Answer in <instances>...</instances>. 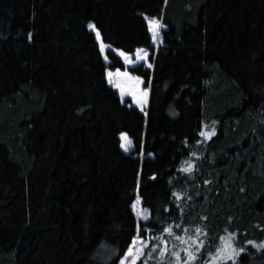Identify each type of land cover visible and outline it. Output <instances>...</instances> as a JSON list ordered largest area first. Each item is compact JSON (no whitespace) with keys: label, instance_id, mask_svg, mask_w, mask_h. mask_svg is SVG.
<instances>
[{"label":"trees","instance_id":"1","mask_svg":"<svg viewBox=\"0 0 264 264\" xmlns=\"http://www.w3.org/2000/svg\"><path fill=\"white\" fill-rule=\"evenodd\" d=\"M89 24L155 54L134 69L146 114ZM229 234L236 264H264V0H0V264H120L137 237L138 264H213Z\"/></svg>","mask_w":264,"mask_h":264},{"label":"rangeland","instance_id":"2","mask_svg":"<svg viewBox=\"0 0 264 264\" xmlns=\"http://www.w3.org/2000/svg\"><path fill=\"white\" fill-rule=\"evenodd\" d=\"M152 21L158 22V25H159V27L156 29L157 36H156L155 41L153 40V32L150 31L151 36H152L153 50L156 51L158 45L161 42V32L164 28V25L161 19L149 18L148 19L149 29H150V23ZM89 25H92V27H89V28L95 34L98 44L100 46L102 56L106 64L109 66V68L106 70V79L109 85L113 87L115 91L118 92L122 100H130L134 106H136L142 113L146 114L148 105H149L151 85L150 83L146 84L145 79L139 76L137 73H135L134 69L140 66H143L148 69H152L153 68V57L155 56V54H153V52L150 49H139L135 53H131V54L115 49L105 44L100 34L99 36H97V33L99 32L97 31L96 27L93 24H89ZM109 51L117 55V57H119V59L122 61L123 63L122 69H117V68L112 69L113 67L110 66L112 61L108 57ZM121 52H123L124 55L128 57L129 60H133L134 63L133 64L127 63L125 58L120 55ZM144 53H147V56L144 59H137L138 56H143ZM149 64L151 65V67H148ZM117 71H119L120 73L119 75H117ZM109 72L112 73L111 77L108 76ZM124 73H127L128 75L125 76ZM110 80L111 82H109ZM145 92L147 93L146 96H144ZM137 100H143L144 102L137 103ZM123 136L126 138L122 139V135H121V144L125 145V147L127 148V151L125 150V148L123 149L129 153L133 150L132 141L126 134H123ZM137 199H139L141 203L136 205V208L134 209L135 215L138 221L145 222L137 214L141 213L142 209L144 212L148 213V211L143 207L141 198L138 196ZM137 239L139 240L140 237H137ZM136 247L137 248L143 247L144 249L145 246H142L139 243H137Z\"/></svg>","mask_w":264,"mask_h":264},{"label":"snow or ice","instance_id":"3","mask_svg":"<svg viewBox=\"0 0 264 264\" xmlns=\"http://www.w3.org/2000/svg\"><path fill=\"white\" fill-rule=\"evenodd\" d=\"M89 27H92V25H89ZM159 27L158 22L156 21H152L150 23V31L153 32V40L155 41L156 36H157V32L156 29ZM97 36H99V33H97ZM30 38V37H29ZM142 51V50H140ZM121 56H123L126 60L127 63L129 64H133L134 61L133 60H129L128 57H126L124 55L123 52L120 53ZM147 56V53H144L143 56H138L137 59H144ZM148 67H151V65L149 64ZM119 71H117V75H119ZM125 76H127V73H124ZM108 76L111 77L112 73L109 72ZM111 82V80L109 81ZM147 93H144V96H146ZM135 98V97H134ZM143 100H137V103H143ZM214 131L211 134H208V138L211 137V135H214ZM201 135H205V133L201 132ZM126 137L123 136L122 134V139H125ZM122 148H125V150L127 151V148L125 147L124 144H121ZM182 171H188V169H183ZM152 179H155V177H152ZM173 195H177L178 194L174 193ZM179 198V197H178ZM140 200L137 199L136 203H134L132 205L133 209L136 208L137 204H140ZM137 215H139L141 217V219L143 221H148L150 219V213L144 212L143 209L141 210V213H138ZM177 227H179V225H177ZM138 231H139V224H138ZM146 230V234H147ZM164 232L168 233L169 235L172 234V230L171 228H164L163 229ZM200 230L197 229V232H199ZM152 239H159V237H152ZM176 239H180V237H176ZM222 241H224V243L221 245L220 248L217 249V255L216 257L213 259V264H228L229 261H231V264H236L237 258L240 256V254L244 251V249H239L237 250L236 248L233 247L231 240H232V236L231 234H229L228 238L226 239L225 237H221L220 238ZM137 243H139L142 246H146L147 242L141 237L139 240L137 238H134L132 240V243L128 246L127 250L123 253L122 257L119 258L120 264H138V261L141 260V256L143 254V247L137 248L136 245ZM164 243L166 244V241H164ZM197 243V247L195 249V252L198 253L200 251V249L203 247V243L202 242H195ZM249 244H253L254 247H257V250L259 251L260 249L264 248V244H261L259 246L255 245L254 242L249 241ZM158 246L153 245V251L156 250ZM185 252L186 255V259L183 260V264H193V262L196 259V254L189 250V249H184L183 250ZM167 253V248H163L161 249V255H165ZM173 256H175L177 261L181 260V256L179 252H174L172 253ZM149 258H151V254H149Z\"/></svg>","mask_w":264,"mask_h":264}]
</instances>
